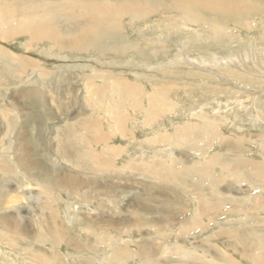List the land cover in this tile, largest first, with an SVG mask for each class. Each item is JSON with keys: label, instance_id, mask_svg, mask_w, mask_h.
<instances>
[{"label": "rangeland", "instance_id": "obj_1", "mask_svg": "<svg viewBox=\"0 0 264 264\" xmlns=\"http://www.w3.org/2000/svg\"><path fill=\"white\" fill-rule=\"evenodd\" d=\"M62 1L0 0V217L17 228L11 236L0 219V264H254L264 250V0H227L240 10L223 13L140 0L147 14L126 12L118 30L101 18L77 48L61 40L90 21L59 12ZM131 1L97 0L115 12ZM24 17L59 37L17 29ZM124 79L142 108L128 106ZM107 142L119 154L98 163ZM69 175L67 188L45 192ZM253 194L258 209L192 227L197 197L230 207ZM115 242L133 256L111 261Z\"/></svg>", "mask_w": 264, "mask_h": 264}, {"label": "bare ground", "instance_id": "obj_2", "mask_svg": "<svg viewBox=\"0 0 264 264\" xmlns=\"http://www.w3.org/2000/svg\"><path fill=\"white\" fill-rule=\"evenodd\" d=\"M173 1H179V4L176 6V10L179 12V11H184V12H187V13H189V11L190 12H192L191 10L192 9H190L191 7H193V5H201V6H203L204 8H210L211 10H213V12H220V13H223V12H232V11H238V10H240V7H238V6H236V5H234V4H232V3H230L229 1H227V0H222V1H220V2H215V1H213V0H203V2H201V0H171V4L173 3ZM125 2V1H124ZM132 2V1H131ZM130 2V4L129 5H127V7L125 8V10L124 9H120L118 12H115V10L113 9V7L112 8H110L111 6L109 5V4H107V3H109V2H107V3H98L97 2V0H91V1H85V0H75L74 2H73V0L71 1V0H63L61 3H60V5H59V7L58 8H60L59 9V12H69V10H70V8L71 7H74V9H72V12H73V10H75L72 14H71V16L74 18V19H76V20H79V19H81V18H84V19H86V21H90L89 23H87L88 25L86 26H84L83 28H82V30L81 31H75V34H77V32L80 34L79 36L78 35H76V36H74V37H72V38H69V39H67V40H61L62 41V43H61V46H65V47H69V48H77V46L79 45L80 46V44L82 45L83 43H82V41H83V38H86V37H88V36H90L94 31H95V29H96V26H97V23H93V22H97V21H100V19L101 18H104V19H106L105 20V22H103L104 23V26H106V27H108V28H111V27H114L113 29H115V30H118V29H120L119 27H117V24H116V22L119 24V20H120V18H121V16H123V15H125L126 14V12H130L131 13V15L133 16V17H139V14H147L150 10L145 6V4L144 3H142L140 0H136V1H134V2H132L131 3ZM57 4H59V3H57ZM57 4H55V5H57ZM49 5L50 6H55V5H53V3H49ZM118 7H120L119 5H118ZM190 7V8H189ZM215 7V8H214ZM212 8H214V9H212ZM107 9H110V13L108 12V10ZM1 12V11H0ZM106 15H107V17H106ZM2 16H3V14H1L0 13V26L2 25L1 23V19H3L2 18ZM30 16V15H29ZM116 16H118L119 18H118V20H117V18H116ZM197 17V15L196 14H194V15H192V14H190L189 15V18L191 19H193V17ZM28 17V16H27ZM29 18V17H28ZM116 20V21H115ZM187 21H188V19H186ZM202 20V19H201ZM184 21V18H182L181 17V22H183ZM20 22L22 23V24H18L17 25V29H19V30H24V31H26V32H29V33H31V32H33V33H36V35L37 36H39V33H42L43 34V36H50L51 37V35H52V37L53 36H55V37H59V35L57 34V31L55 30V28H53V27H51V29H53V30H50V28H47L45 25H44V23L42 22V21H34V20H30V19H27V18H22L21 20H20ZM93 23V24H92ZM85 24H86V22H85ZM7 25V24H6ZM49 25V24H48ZM81 25V24H80ZM55 26V25H54ZM81 26H83V25H81ZM99 26H103V24L102 23H99L98 24V28H99ZM97 28V29H98ZM212 28L215 30V34L217 35V36H220L222 33H223V31H224V29H223V27H219V25L216 23V22H214L213 24H212ZM3 29H5V28H3ZM11 30L14 32L15 30H14V28L12 27L11 28ZM44 32V33H43ZM74 32V31H73ZM90 32H92V33H90ZM120 32V31H119ZM118 32V33H119ZM17 33H19V31L17 32ZM70 33V32H69ZM16 34V33H15ZM215 35V36H216ZM0 36H3L2 38H5V35L4 34H2L1 33V27H0ZM70 36H72V35H70ZM65 38H66V36H64ZM32 39V38H31ZM58 40H59V38H58ZM92 42V41H91ZM63 44V45H62ZM86 46V45H85ZM14 57V56H13ZM246 57V56H245ZM230 58H232V57H230ZM196 60H197V58H196ZM219 60H221V59H219ZM224 60V59H223ZM227 61V60H226ZM230 60H228V62H229ZM233 61V60H232ZM22 62H24L23 60H22ZM215 62H217L216 61V59H215ZM219 62V61H218ZM220 63V62H219ZM224 63H226V62H224ZM227 64V63H226ZM229 64V63H228ZM242 64V63H241ZM233 65V64H232ZM235 66V65H234ZM236 67H237V65H236ZM222 80H224V79H222ZM116 85L115 84V81H111V86H114V85ZM121 88L123 89V90H125V93L124 94H126V96L130 93V92H132V94H133V96H132V98H131V101H129L128 102V106H133V107H135V106H140L134 99H135V93L132 91V89L128 86V85H126L125 84V79H124V81L122 82V85H121ZM137 95V94H136ZM139 97V96H138ZM108 98V97H107ZM123 98V97H122ZM114 100V99H113ZM120 101V100H119ZM122 101V100H121ZM157 104H161L160 103V101H157L156 102ZM123 104V103H122ZM126 105V104H125ZM113 106H115V107H120V108H122L121 106V104H120V102H118V103H116L115 105H109L107 108H106V110H110L111 109V107H112V109H114L113 108ZM127 107V106H126ZM139 108H142L141 106L139 107ZM111 109V110H112ZM114 111V110H113ZM114 115V114H113ZM94 120V119H93ZM96 120V119H95ZM86 122H88V123H94V122H92V121H89V120H85L83 123L82 122H79V125H82V127L85 129V127H86ZM83 133H82V135H83V138H84V131H82ZM89 135H88V133H86V137H88ZM109 136H107L106 138H108ZM80 140V134L78 133V141ZM80 141H83V142H85V140H80ZM62 144H63V148L62 149H67V148H65V146H64V143L62 142ZM112 147V145H109L108 144V142L107 143H105L104 144V153H102V154H98L97 155V157H96V160H97V162L98 163H102V160H105V161H108V159H110L112 156V154L114 153V154H116V155H118L119 154V150H120V147H116V146H114V148H111ZM115 148H116V151H115ZM113 158V157H112ZM5 168H7V166L4 164V165H2L1 167H0V175H1V177H5L6 176V174H5V172H3L2 170L3 169H5ZM68 176V175H67ZM67 176L65 177V178H60V179H58V180H54L55 182H54V185H52V186H50V184L48 183V185H46V186H44V190H45V192L48 194V195H50L51 196V194L53 195V192L54 191H59V186H65L66 188H67V186H66V182L67 181H69L70 182V175H69V177L67 178ZM38 181V180H37ZM41 181H42V179H41ZM45 182V181H44ZM52 182V181H51ZM40 186H43V184H41V182L40 183H38ZM50 187V188H49ZM72 187V185H71V183H69V186H68V189H70ZM43 189V188H42ZM57 191V192H58ZM249 195H250V192H249ZM252 195V194H251ZM254 195V194H253ZM4 196V195H3ZM197 199L199 200V202H196V203H198V208L196 209V212H195V216H193V218H191L190 220H191V224H192V227H193V222H196V221H200V219H201V217L202 216H206L207 218H208V221H209V224L211 223V221H212V219H214V216L216 215V213H218L219 211H221V212H228L227 210H236V211H239V208L240 207H242V208H240L241 210H243V212H248L249 211V208H250V205H252L253 204V206L251 207L252 209H258V208H256L258 205H259V200H258V198L254 195V196H252L251 198H249L250 199V204H247V205H244V206H233V205H231L230 206V204H227V205H229L230 207H231V209H230V207H228V206H224V207H222L223 206V204H226V203H219V204H217V203H214V202H212L211 200H208L209 198H207V199H205V198H202V197H197ZM1 201H3V200H1ZM200 203V204H199ZM48 206H50L49 204H47ZM214 205V206H213ZM206 206H209V208H207ZM17 207V206H16ZM46 207V206H45ZM47 208V207H46ZM250 208V209H251ZM223 210H225V211H223ZM251 213V212H250ZM17 214H18V211H17ZM219 214V213H218ZM222 214V213H221ZM6 217L8 218V219H6ZM6 217H5V215L4 216H2V217H0V219H1V222H4V223H6V225H4V227H6L7 229H8V232L10 233V235L11 236H13L12 234H13V232L14 231H16V230H12L11 228H16V227H14V226H12L15 222H14V220L15 219H13V217L10 215V216H8V215H6ZM177 215L176 214H173L172 215V217H170V218H172V219H177ZM167 218V217H166ZM179 218V217H178ZM182 219H183V217H181ZM181 218L180 219H178V224L179 225H181V224H186L187 226H188V223L184 220V221H182L181 220ZM43 220H45V217H43ZM164 220V219H163ZM120 221V223L121 224H123L122 223V219H120L119 220ZM203 221V220H202ZM40 223H43L42 222V219H41V221H39ZM198 223H200V222H198ZM156 224V223H155ZM164 224H166V223H164ZM207 224V223H206ZM156 225H159V224H156ZM162 226V225H161ZM160 226V227H161ZM184 226V225H183ZM44 227H51L50 225H45ZM209 227V226H208ZM162 228V227H161ZM17 229V228H16ZM160 228L159 227H157L156 226V228L154 229V230H158V231H160L159 230ZM162 231V230H161ZM226 232V231H225ZM165 233V232H164ZM167 233V232H166ZM232 233V232H231ZM15 236V235H14ZM162 236V237H161ZM154 238H163V235H161L159 232H155V236L153 237V239ZM99 239V238H98ZM165 239V238H164ZM100 240V239H99ZM98 240V241H99ZM114 241H116V238L114 239ZM109 242V241H108ZM148 243H146L145 245L149 248V245H147ZM244 244H250V243H244ZM259 245H261V246H264V241L263 242H261V241H259ZM107 246V245H106ZM170 247V246H169ZM251 248L253 247V245H251L250 246ZM244 248H245V250L246 251H250L249 250V248L248 247H246V246H244ZM104 249V248H103ZM128 250V249H127ZM126 250V248L124 247V248H122V247H120L119 245H117V243L115 242V243H113V245H112V248H111V250L109 251V249H105V251H108V252H105V253H107V255L110 257V259H111V261H114V260H119V258H125L124 257V254H126V256H127V254L129 255V256H133V254L131 253V252H129V251H127ZM256 254H257V256H255V258L253 259V263L254 264H264V250L262 249V247H260V246H258V247H256ZM131 251V250H130ZM171 251H173V249H171ZM177 251H178V249H174V253H177ZM102 252H104V250L102 251ZM165 252V251H164ZM163 252V253H164ZM157 253V252H156ZM137 254L139 255V253L137 252ZM155 253L154 252H152V249L151 248H149V249H147L146 251H144L143 252V256H144V258H145V260L147 261V262H149L150 260H152L151 258H153V257H155ZM157 256V255H156ZM226 257H228L227 255H225ZM224 256V257H225ZM195 257V256H194ZM225 257V258H226ZM250 259H252V257L253 256H248ZM131 258V257H130ZM181 258V257H180ZM228 260H230V259H228ZM153 261H155V260H153ZM184 261V260H183ZM192 261V260H191ZM231 261V260H230ZM151 262V261H150ZM157 262V261H156ZM155 262V263H156ZM154 263V262H153ZM152 264V263H151ZM191 264V263H190ZM205 264V263H204ZM228 264H235L234 262H229Z\"/></svg>", "mask_w": 264, "mask_h": 264}, {"label": "crops", "instance_id": "obj_3", "mask_svg": "<svg viewBox=\"0 0 264 264\" xmlns=\"http://www.w3.org/2000/svg\"><path fill=\"white\" fill-rule=\"evenodd\" d=\"M106 97H107V96H105L103 99H106ZM47 118H48V116H47ZM47 120H48V119H47ZM35 152H36V151H34V153H35ZM35 160H36V159H35Z\"/></svg>", "mask_w": 264, "mask_h": 264}]
</instances>
